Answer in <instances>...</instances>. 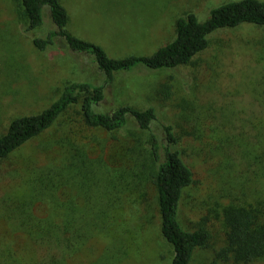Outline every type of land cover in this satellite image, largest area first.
Here are the masks:
<instances>
[{"label": "rangeland", "instance_id": "1", "mask_svg": "<svg viewBox=\"0 0 264 264\" xmlns=\"http://www.w3.org/2000/svg\"><path fill=\"white\" fill-rule=\"evenodd\" d=\"M61 1L69 14L71 33L100 44L113 57H124L153 53L175 36L179 16L195 12L204 18L212 7L229 0ZM20 3L0 0V135L13 119L48 107L66 84H102L105 77L92 55L74 51L63 38H56L45 51L39 50L33 39L46 36L56 25L45 8L44 25L27 30ZM170 75L174 76L172 94L165 98L158 90ZM188 102L193 104L187 113L204 115L199 127L205 135H182L180 141L195 182L183 195L179 218L188 229L208 218L206 227L211 234L208 245L194 251L190 264H236L231 258L218 257L225 244L221 211L228 199L221 196L216 182L209 128L215 129L223 121L236 133L249 134L255 130L254 121L264 123V26L245 24L218 32L210 46L183 68L120 72L96 108L113 111L123 105L154 106L160 122L173 124L176 133L182 134L178 124ZM79 109L71 108L52 128L0 162V251L12 250L23 264L38 259L39 252L20 226L19 207L34 198L36 187L30 180L35 174L67 161L70 150L59 141L75 130L78 134L70 140L76 146L93 160L102 156L111 168L124 167V181L129 178L133 183L113 190L121 196L122 207L114 214L112 234L94 238L70 264H171L173 247L160 231L157 193L151 183L156 164L148 132L133 123L115 132L87 127ZM155 131L161 135L160 126ZM238 169L247 177L246 170ZM94 173L98 177L91 189L102 195L109 182L105 176L111 175L105 172L102 176L100 170ZM32 211L42 213V206L35 202ZM253 264H264V260Z\"/></svg>", "mask_w": 264, "mask_h": 264}, {"label": "trees", "instance_id": "2", "mask_svg": "<svg viewBox=\"0 0 264 264\" xmlns=\"http://www.w3.org/2000/svg\"><path fill=\"white\" fill-rule=\"evenodd\" d=\"M21 14L28 21L27 30L44 25V12L48 8L55 29L46 36L33 39L34 45L45 51L56 38H63L69 47L93 56L98 69L104 74L102 84L92 81H75L65 85L59 97L42 111L13 119L5 133L0 135V162L30 140L52 128L71 108L78 112L84 126L115 132L133 123L148 132L150 153L156 164L151 183L157 193L160 231L172 245L174 256L171 264H190L194 251L208 245L211 234L206 227L208 218L194 229L186 228L180 221V205L185 191L194 184V172L185 161L180 141L182 135L203 137L199 127L204 117L186 112L188 102L176 133L173 124H162L154 106L139 109L123 105L113 111L96 107L106 98V88L112 86L116 74L135 69L174 70L191 65L194 58L205 51L212 37L218 32L245 24L264 26V0H229L212 7L206 17L188 12L177 18L175 36L149 55L131 54L113 57L106 49L93 41L78 37L68 29L69 14L61 0H21ZM159 92L170 97L173 75L168 77ZM191 108H193L191 106ZM264 122V118H262ZM249 134L236 133L233 126L217 122L209 128L214 170L219 193L228 199L221 217L225 228V244L218 252L223 260L231 258L236 264H253L264 260V123L256 124ZM161 127V135L155 129ZM224 129V131L222 130ZM75 130L59 142L68 145L71 155L67 161L41 169L30 180L36 187L31 202L19 207L20 226L39 252L33 264H70L82 254L96 237L112 234L115 212L121 209L120 198L113 190L131 185L122 169H114L98 156L93 160L70 140ZM202 135V136H201ZM128 156L127 158H129ZM133 161V160H132ZM246 170L247 177L241 175ZM98 169V171L96 169ZM99 170L106 177V190L94 194L92 182ZM115 172L113 174L110 173ZM239 176L238 178L235 176ZM241 175V177H240ZM33 195V194H32ZM42 206V213H33L34 203ZM119 212V211H118ZM0 264H23L12 250L0 251Z\"/></svg>", "mask_w": 264, "mask_h": 264}]
</instances>
